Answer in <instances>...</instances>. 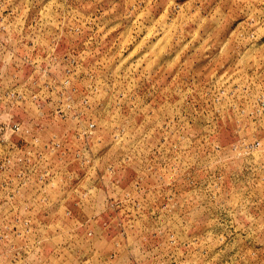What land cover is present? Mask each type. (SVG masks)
Returning <instances> with one entry per match:
<instances>
[{"label": "rangeland", "instance_id": "rangeland-1", "mask_svg": "<svg viewBox=\"0 0 264 264\" xmlns=\"http://www.w3.org/2000/svg\"><path fill=\"white\" fill-rule=\"evenodd\" d=\"M0 264H264V0H0Z\"/></svg>", "mask_w": 264, "mask_h": 264}, {"label": "built area", "instance_id": "built-area-1", "mask_svg": "<svg viewBox=\"0 0 264 264\" xmlns=\"http://www.w3.org/2000/svg\"><path fill=\"white\" fill-rule=\"evenodd\" d=\"M94 124H92V126H93ZM17 128V127H16Z\"/></svg>", "mask_w": 264, "mask_h": 264}]
</instances>
